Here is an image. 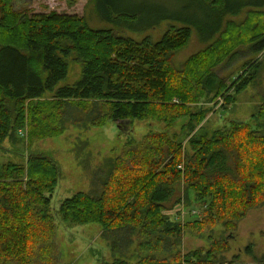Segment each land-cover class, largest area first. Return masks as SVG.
<instances>
[{
    "label": "trees",
    "instance_id": "16d2710c",
    "mask_svg": "<svg viewBox=\"0 0 264 264\" xmlns=\"http://www.w3.org/2000/svg\"><path fill=\"white\" fill-rule=\"evenodd\" d=\"M18 1L0 0V157L4 143L25 141L26 131L30 143L56 138L72 121L94 128L113 122L123 130L134 121L164 124L165 132L129 139L97 169L93 192L64 200L59 215L66 224L102 226L114 258L107 264H132L127 257L134 246L136 264H216L227 242L186 255L180 246L187 233L200 236L217 224L235 228L264 205V130L243 122L198 127L213 109L207 104L230 105V92L241 94L257 78L258 61L231 85L217 70L241 45L264 52V22L244 27L243 35L242 24L225 20L226 0H203L217 23L204 38L206 48L177 67L172 56L192 39L189 26H171L158 42L137 40L93 29L78 16L18 8ZM94 1L121 21L140 20L110 1ZM247 7L264 9V0ZM234 12L241 14V6ZM73 57L81 75L67 84ZM181 121V132L169 133ZM27 149L24 163L0 162V264H35L43 251L47 260L57 252L51 201L61 172L50 155ZM191 193L207 209L202 220L182 223L167 211L171 204L190 206Z\"/></svg>",
    "mask_w": 264,
    "mask_h": 264
},
{
    "label": "rangeland",
    "instance_id": "374dc122",
    "mask_svg": "<svg viewBox=\"0 0 264 264\" xmlns=\"http://www.w3.org/2000/svg\"><path fill=\"white\" fill-rule=\"evenodd\" d=\"M107 1L112 2L116 11L121 13L124 11L139 13L140 20L129 23L118 19L115 13L107 15L100 3L96 6L94 0H20L16 5L18 8L29 5L30 9L37 14L57 12L62 15L78 16L93 29H110L116 34L137 40L148 36L158 42L171 26H189L193 32L192 39L172 56V61L177 67L206 48L204 38L210 36L209 33H212L217 23L216 14L203 6V0ZM257 2L258 0H226L225 12L229 16L225 20L242 24L243 35L246 34L244 27L247 28L248 25L257 29L258 27L254 24L264 22V9L247 7ZM240 6L242 12L235 16L234 10ZM219 11L224 12L221 8ZM252 11L255 12L251 14ZM258 13H261V16H258ZM249 36L247 35L244 41H248ZM75 59L73 57L70 60L67 84L75 83L81 75V66ZM253 61L260 63L255 81L241 94L237 95L232 90L229 95H232L234 99L230 105H226L223 100H220L217 105L207 104L213 109L211 108L206 122L198 128L204 126L209 131L228 129L233 123L243 122L255 128L262 126L264 130V119H261V112L264 111V52L255 53L241 45L235 56L227 64L219 67L217 73L231 85L243 73L247 76L253 72V66L247 67ZM76 118L82 119V116L78 114ZM72 122L68 124L67 130L60 137L34 140L30 143L28 139L26 140V131L25 135H22L25 141L8 140L3 145L5 151L1 153V163L26 162L29 154L28 147L33 153L50 155L61 172L58 187L51 201V212L55 218L56 256L47 260L45 256L49 253L43 251L41 253L43 259L35 264H107L114 261L110 240L103 236L102 226L96 223L87 225L64 223L59 215L61 204L78 193H92L94 174L97 169L106 159L118 156L129 139L135 138L140 141L151 131H167L164 124L149 120L134 121L129 126V130L128 128L123 130L113 122L101 128L86 127L84 124ZM183 125L184 121L179 122L169 130V133H180ZM190 202V206L185 202L180 205L172 206L171 204L167 213L182 223L192 221L194 217L196 220H202L204 211L207 209L206 202L198 203L192 193ZM235 223V228L222 224L214 225L200 236L187 233L180 246L182 254L186 255L199 249L207 253L213 241H224L227 242L229 249L216 254V264L231 262L257 264L264 256V205L249 210L244 219ZM28 248L30 251L29 245ZM134 248L135 246L127 257L132 264H136L139 260ZM34 255H36L35 252Z\"/></svg>",
    "mask_w": 264,
    "mask_h": 264
}]
</instances>
